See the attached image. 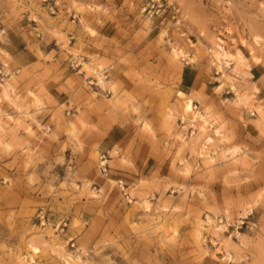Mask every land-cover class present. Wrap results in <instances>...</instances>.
<instances>
[{
  "label": "rangeland",
  "instance_id": "rangeland-1",
  "mask_svg": "<svg viewBox=\"0 0 264 264\" xmlns=\"http://www.w3.org/2000/svg\"><path fill=\"white\" fill-rule=\"evenodd\" d=\"M0 70V264H264V0H0Z\"/></svg>",
  "mask_w": 264,
  "mask_h": 264
},
{
  "label": "bare ground",
  "instance_id": "bare-ground-1",
  "mask_svg": "<svg viewBox=\"0 0 264 264\" xmlns=\"http://www.w3.org/2000/svg\"><path fill=\"white\" fill-rule=\"evenodd\" d=\"M218 45V47L217 48H215L214 50H213V56H214V58H215V60H216V62H217V64H218V66H219V68H222V70L224 71V67H227V66H229L232 62H231V56L233 57V54L231 53V52H229L228 50H226L221 44H217ZM235 57V56H234ZM233 57V58H234ZM88 68V67H87ZM91 68V67H90ZM89 68V69H90ZM94 68V67H93ZM89 71V70H88ZM92 73H94V74H96V75H98V77H99V79L101 80V82L102 83H104V79H103V76H102V71H100V70H95V68H94V71L92 72ZM233 87H235V86H233ZM182 93V92H181ZM180 93V94H181ZM185 98L183 97V100H184ZM186 99H188V98H186ZM185 102V101H184ZM193 101L191 100V98L190 99H188L186 102H185V104H184V111H186V112H192V110H193ZM23 112H24V110H23ZM191 114V113H190ZM192 116L193 117H195L196 115H195V113L193 112V114H192ZM201 120H203L204 122H207V117H206V115L204 116V115H202V118H201ZM201 130L203 131V132H206V130H207V127L205 126V125H202V127H201ZM218 130V129H217ZM207 141H210V142H212L213 143V141H214V139L211 137V136H208V140ZM213 155V154H212ZM211 154H210V156H212ZM31 242H33V241H31ZM29 245V244H28ZM31 246H32V250L34 251V252H40L41 251V249H40V247L39 246H37V245H34V243L33 244H31ZM67 263L68 264H72L69 260H67Z\"/></svg>",
  "mask_w": 264,
  "mask_h": 264
},
{
  "label": "built area",
  "instance_id": "built-area-1",
  "mask_svg": "<svg viewBox=\"0 0 264 264\" xmlns=\"http://www.w3.org/2000/svg\"><path fill=\"white\" fill-rule=\"evenodd\" d=\"M2 72V70H0V73ZM9 75V73L6 75V76H8Z\"/></svg>",
  "mask_w": 264,
  "mask_h": 264
}]
</instances>
